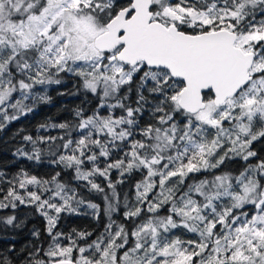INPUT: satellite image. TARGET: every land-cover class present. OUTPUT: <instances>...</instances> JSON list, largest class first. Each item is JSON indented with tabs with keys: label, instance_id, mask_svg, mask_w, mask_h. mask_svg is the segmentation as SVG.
Listing matches in <instances>:
<instances>
[{
	"label": "snow or ice",
	"instance_id": "obj_1",
	"mask_svg": "<svg viewBox=\"0 0 264 264\" xmlns=\"http://www.w3.org/2000/svg\"><path fill=\"white\" fill-rule=\"evenodd\" d=\"M66 78L13 153L53 172L0 170V264H264V0H0V132Z\"/></svg>",
	"mask_w": 264,
	"mask_h": 264
},
{
	"label": "trees",
	"instance_id": "obj_2",
	"mask_svg": "<svg viewBox=\"0 0 264 264\" xmlns=\"http://www.w3.org/2000/svg\"><path fill=\"white\" fill-rule=\"evenodd\" d=\"M76 81L66 78L65 83L62 85H52L49 88V95L52 100L50 103L41 104L34 112L22 116L18 121H13L9 124L8 128L4 132H0V170L11 174L16 173L20 169H26L31 174L38 176H47L52 173L54 166L48 163V159L45 158L41 162L30 161L23 157H14L13 153L20 144V137L17 135L18 130L23 129V134H37V126L45 121L59 123L72 119L73 110L82 104L85 97L83 94L76 93L75 90ZM60 92L73 93L71 95L65 94L63 96L58 95ZM91 100V96L88 97ZM51 135H57L59 130L49 129L47 130ZM40 134H44V130H41ZM257 149L264 147V141L255 145ZM56 171L60 169L55 168ZM65 176V179H68ZM77 183L76 181L72 182ZM127 186H125L126 188ZM84 196L90 199H94L99 203L100 199L97 194H89L86 189H81ZM88 211V210H85ZM18 216L20 220L24 221V225L18 229H10L7 234L6 242L15 243L17 248H23L30 245L34 240L31 236V230L33 228L43 229L45 225L44 219L35 212L34 209L21 206L18 209ZM64 229L68 230L73 227L76 228H88L91 229L96 226V221L92 219L90 215L79 216H65L62 221Z\"/></svg>",
	"mask_w": 264,
	"mask_h": 264
}]
</instances>
